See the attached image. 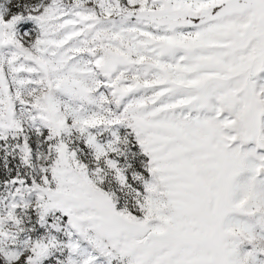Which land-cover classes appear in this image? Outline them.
<instances>
[{
  "label": "snow or ice",
  "instance_id": "obj_1",
  "mask_svg": "<svg viewBox=\"0 0 264 264\" xmlns=\"http://www.w3.org/2000/svg\"><path fill=\"white\" fill-rule=\"evenodd\" d=\"M0 264H264V0H0Z\"/></svg>",
  "mask_w": 264,
  "mask_h": 264
}]
</instances>
